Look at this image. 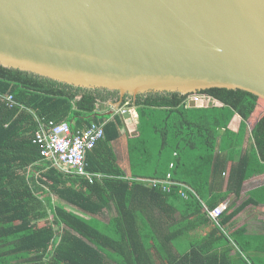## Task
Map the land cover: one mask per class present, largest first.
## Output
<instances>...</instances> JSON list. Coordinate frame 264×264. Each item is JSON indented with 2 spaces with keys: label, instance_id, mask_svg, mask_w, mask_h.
<instances>
[{
  "label": "trees",
  "instance_id": "16d2710c",
  "mask_svg": "<svg viewBox=\"0 0 264 264\" xmlns=\"http://www.w3.org/2000/svg\"><path fill=\"white\" fill-rule=\"evenodd\" d=\"M4 94L21 109H8L0 100V264H264V244H244V229L232 238L222 230L247 206L264 205L263 187L234 208L243 184L264 174L263 100L226 88L197 92L204 100L198 107L189 106L188 94L126 95L122 105L133 108L137 125L134 133L122 134L120 115L97 109L117 102V91L76 88L0 66ZM36 119L67 122L71 129L104 124V138L87 153L86 163L89 172L107 178L89 184L44 162L33 143ZM121 136L126 171L113 149ZM167 173L217 214L220 227L213 224V238L219 232L223 243L248 258L203 257L217 245L186 255L177 251L174 239L208 220L193 196L182 200L177 188L164 194L137 181L164 179ZM110 205L116 215L108 224L94 219ZM154 212L160 217L149 216ZM174 214L179 222L164 231L163 216L171 220Z\"/></svg>",
  "mask_w": 264,
  "mask_h": 264
},
{
  "label": "water",
  "instance_id": "95a60500",
  "mask_svg": "<svg viewBox=\"0 0 264 264\" xmlns=\"http://www.w3.org/2000/svg\"><path fill=\"white\" fill-rule=\"evenodd\" d=\"M0 66L117 91L111 116L126 95L226 88L264 101V0H0Z\"/></svg>",
  "mask_w": 264,
  "mask_h": 264
},
{
  "label": "crops",
  "instance_id": "0c3cea01",
  "mask_svg": "<svg viewBox=\"0 0 264 264\" xmlns=\"http://www.w3.org/2000/svg\"><path fill=\"white\" fill-rule=\"evenodd\" d=\"M107 106H108V103H107ZM107 106L105 105V108ZM110 110L111 109L106 108L103 111V113L109 114ZM133 111H134L133 108L129 109L128 111L130 115L129 122L127 121V119L124 120L125 118L122 119L120 116L122 120V126H123L121 128L122 134L124 131L128 134H132L135 132L136 125H137V119ZM247 143H249V141ZM125 145H126L125 136H121L115 143H113V149L117 155L118 164L124 171H126V166H127ZM263 187H264V174L255 175L251 179L246 181L243 184V187L240 193V199L234 202V205H235L234 208L238 207L241 203L246 201L249 198V195L254 190L258 188H263ZM230 203H233L232 197L228 199L226 206H228ZM62 206L63 208L65 207V205H62ZM202 211H203L202 213H204L208 221L206 222L205 220L200 219L198 224L187 228L183 232L181 237H176L174 239V244H175V247L177 248V251L181 253L182 255H186V254L191 253L190 250L192 248L206 249L210 246L217 245L215 249H213L210 253L203 255V257H212V260H213L214 257L217 256L218 260H229L230 262H233V260L240 261L239 260L240 257L248 258L247 253H244V252L241 253L238 248L233 247L232 245L228 246L226 243H223L220 238L219 232H216L213 238L212 231L214 230V225H213L214 223L207 217V214L205 213V211L204 210ZM231 211L232 210H230L229 212ZM115 215H116L115 209L113 208L112 205H110L109 209L103 210V212L100 215L94 216V219L99 220L103 224H108L109 219L111 217H114ZM149 216H152L154 218L160 217V215L157 212H154L153 214ZM172 216L173 217L171 220H167L163 216L162 228L164 231L171 224L173 225L179 222V216L177 214H174ZM239 229H244L245 231L244 234L241 235V239L244 244L249 242L250 245L256 244V245L263 246L264 244V205L247 206L238 215H236L230 223H228L225 227L222 228L224 234H226L230 238H232L234 234L237 232V230ZM166 247H169V246H166ZM248 253L250 254V256L251 255L256 256L252 252H248ZM262 258L264 259V254L262 255Z\"/></svg>",
  "mask_w": 264,
  "mask_h": 264
},
{
  "label": "built area",
  "instance_id": "2783aa9c",
  "mask_svg": "<svg viewBox=\"0 0 264 264\" xmlns=\"http://www.w3.org/2000/svg\"><path fill=\"white\" fill-rule=\"evenodd\" d=\"M188 99L195 103L204 102L203 96L197 94L190 96ZM0 100L8 109L15 107L21 109V106L14 101L11 94L0 95ZM121 107L116 111V114L123 116L129 109L127 104ZM36 120L38 128L33 135V143L38 146L41 159L44 162L65 176L76 175L85 178L89 184L101 182L104 178H107L102 173L89 172L86 163L87 153L104 138V124L91 122L85 128L71 129L67 122L54 123L48 121L45 123L39 119ZM169 167L171 168L172 164ZM137 181L148 188L158 187L164 194H170L174 188H177L178 195L182 200H187L190 196H193L200 202L207 217L216 226L220 227L217 214L208 211L204 202L193 189L172 181L170 173H167L164 179H138Z\"/></svg>",
  "mask_w": 264,
  "mask_h": 264
},
{
  "label": "rangeland",
  "instance_id": "374dc122",
  "mask_svg": "<svg viewBox=\"0 0 264 264\" xmlns=\"http://www.w3.org/2000/svg\"><path fill=\"white\" fill-rule=\"evenodd\" d=\"M115 103H116V102H115ZM121 106H122V104H121ZM121 106H120V107H121ZM110 109L112 110V106H111V108H110ZM107 116H111V115H108V114H107ZM54 200H55V199H54ZM102 218H103V217H102Z\"/></svg>",
  "mask_w": 264,
  "mask_h": 264
}]
</instances>
